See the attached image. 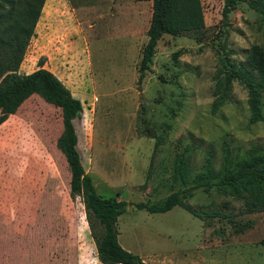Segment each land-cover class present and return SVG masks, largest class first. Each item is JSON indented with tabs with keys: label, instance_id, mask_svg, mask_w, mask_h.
<instances>
[{
	"label": "rangeland",
	"instance_id": "rangeland-1",
	"mask_svg": "<svg viewBox=\"0 0 264 264\" xmlns=\"http://www.w3.org/2000/svg\"><path fill=\"white\" fill-rule=\"evenodd\" d=\"M199 3L204 26L162 35L137 82L150 1L44 0L24 46H0V84L40 61L79 99L73 125L82 167L100 197L128 203L117 240L144 264H264V211L245 212L216 183L264 145V91L262 118L251 122L247 88L224 78L226 70L244 73L249 47L264 43V20L239 3L223 22L224 0ZM60 130V110L36 95L0 125V264H100L79 197L69 211L60 205L69 179L54 144ZM38 188L58 191L45 195L57 197L47 236L34 215ZM174 191L196 216L179 206H133Z\"/></svg>",
	"mask_w": 264,
	"mask_h": 264
},
{
	"label": "trees",
	"instance_id": "trees-1",
	"mask_svg": "<svg viewBox=\"0 0 264 264\" xmlns=\"http://www.w3.org/2000/svg\"><path fill=\"white\" fill-rule=\"evenodd\" d=\"M150 1L151 10L145 31L146 41L141 48L137 69V82H140L155 52L162 35H174L181 31L198 30L204 26L199 0H137ZM44 0H0V46L20 50L34 33ZM239 3L259 13L264 20V0H224L221 20L226 21L229 12ZM247 68L243 74L226 70L229 76L240 79L248 90V103L251 122L261 120L259 92L264 91V43L252 45L246 54ZM219 80V79H218ZM31 95L60 110L61 130L55 139V147L61 153L69 172L68 191L70 198L79 197L90 237L93 240L95 256L100 264H144L142 259L120 246L117 240L116 221L128 203L118 196L100 197L90 177L84 172L77 150V136L73 121L79 118L82 105L70 90L49 69L38 62L37 68L28 73L4 75L0 84V125L14 114L18 107ZM224 93L214 101L217 107ZM51 159L59 169L63 162L57 154ZM206 185H211V173L207 168ZM222 192L242 200L245 212L264 211V145L260 153H251L234 170L224 171L216 182ZM202 185L195 183L194 188ZM133 206L149 213L168 211L179 206L196 216L184 204L180 193H169L160 203L136 202ZM98 228V233L94 229Z\"/></svg>",
	"mask_w": 264,
	"mask_h": 264
},
{
	"label": "crops",
	"instance_id": "crops-1",
	"mask_svg": "<svg viewBox=\"0 0 264 264\" xmlns=\"http://www.w3.org/2000/svg\"><path fill=\"white\" fill-rule=\"evenodd\" d=\"M52 72V71H51ZM77 147V145H76ZM81 161V160H80ZM82 164V163H81ZM36 190L34 189L33 191L30 189V191L26 192V193H35ZM58 191H56L54 193V191L49 192L48 189H45V191H41V188H38V191L36 194L40 195V200L37 202V207H34V215H35V219L36 221H38L39 226L44 229V235L47 236V231H46V227L48 224V209L53 207L54 203H57V197L51 195V197H49V200L46 199L45 195L47 194H57ZM62 196V201L60 200V205L62 206L63 209H67L68 210V204L67 202L71 203V198L69 196V191H68V186L62 191L61 193ZM56 208V207H55ZM69 211V210H68ZM64 223L66 222L65 220H62ZM65 228H63V231H67L66 230V226L64 225ZM93 258H96L95 254H93Z\"/></svg>",
	"mask_w": 264,
	"mask_h": 264
}]
</instances>
